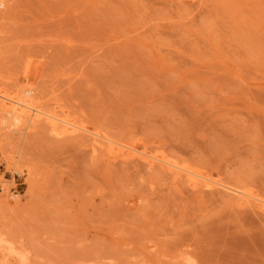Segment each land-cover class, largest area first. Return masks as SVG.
Masks as SVG:
<instances>
[{"label": "rangeland", "instance_id": "rangeland-1", "mask_svg": "<svg viewBox=\"0 0 264 264\" xmlns=\"http://www.w3.org/2000/svg\"><path fill=\"white\" fill-rule=\"evenodd\" d=\"M2 10V94L264 196V0ZM0 134V264H264V216L222 190L43 119Z\"/></svg>", "mask_w": 264, "mask_h": 264}, {"label": "bare ground", "instance_id": "bare-ground-1", "mask_svg": "<svg viewBox=\"0 0 264 264\" xmlns=\"http://www.w3.org/2000/svg\"><path fill=\"white\" fill-rule=\"evenodd\" d=\"M7 0H0V19L4 17L2 6ZM1 25V24H0ZM32 90L23 89L17 96H7L0 92V130L4 133L17 132L26 133L35 125V122L43 119L49 126L53 135H75L84 134L91 140L92 148L104 146L110 159H133L138 158L148 166L158 165L169 171L172 175L181 176L186 179L192 188H216L222 190L232 197V202L239 207H250L264 216V196L255 194L247 189L233 186L207 174L193 170L187 166H181L165 157L153 154L135 145L121 140L112 139L98 131L90 130L85 126L78 125L68 119L60 118L53 113L45 112L32 103ZM2 137L0 134V149L2 148ZM264 225V222L262 221ZM247 236V228H243ZM0 238V242H2ZM9 252L24 257L12 246ZM187 264H195L188 259Z\"/></svg>", "mask_w": 264, "mask_h": 264}]
</instances>
